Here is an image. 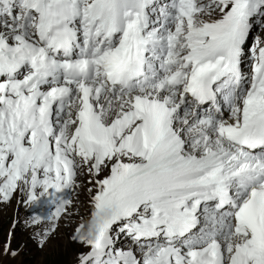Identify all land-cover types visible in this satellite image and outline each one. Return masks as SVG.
I'll return each instance as SVG.
<instances>
[{
	"label": "snow or ice",
	"instance_id": "1",
	"mask_svg": "<svg viewBox=\"0 0 264 264\" xmlns=\"http://www.w3.org/2000/svg\"><path fill=\"white\" fill-rule=\"evenodd\" d=\"M264 0H0V203L72 264H264ZM24 251L12 239L0 252Z\"/></svg>",
	"mask_w": 264,
	"mask_h": 264
},
{
	"label": "rangeland",
	"instance_id": "2",
	"mask_svg": "<svg viewBox=\"0 0 264 264\" xmlns=\"http://www.w3.org/2000/svg\"><path fill=\"white\" fill-rule=\"evenodd\" d=\"M256 34L264 37V31L258 28L253 29L252 35ZM87 187L88 176L79 175L76 188L70 190L72 203L57 220L55 232L43 247L33 242L32 229L26 226L25 221L33 213L46 216L55 205L42 198L37 205L25 206L19 202L20 194L14 196L10 203H0V244L11 238L14 246H24V251L14 258L0 252V264H72L76 245L70 242V235L82 220L87 219Z\"/></svg>",
	"mask_w": 264,
	"mask_h": 264
},
{
	"label": "bare ground",
	"instance_id": "3",
	"mask_svg": "<svg viewBox=\"0 0 264 264\" xmlns=\"http://www.w3.org/2000/svg\"><path fill=\"white\" fill-rule=\"evenodd\" d=\"M64 195H67V197L70 199V189H65Z\"/></svg>",
	"mask_w": 264,
	"mask_h": 264
}]
</instances>
